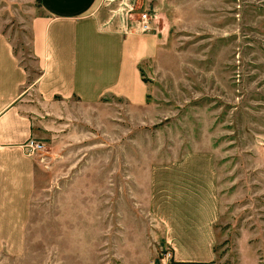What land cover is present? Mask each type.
I'll return each mask as SVG.
<instances>
[{
    "label": "crops",
    "instance_id": "1",
    "mask_svg": "<svg viewBox=\"0 0 264 264\" xmlns=\"http://www.w3.org/2000/svg\"><path fill=\"white\" fill-rule=\"evenodd\" d=\"M102 3L40 0L29 22L40 69L33 84L0 28V264H216L221 202L208 153L142 166L47 165L28 154V141L42 132L23 105L31 86L47 113L60 115L58 100L76 98L97 130L108 122L122 131L123 112L108 96L146 103L139 63L154 35L111 23ZM48 178L57 188L46 195ZM253 238L242 232L237 264H264Z\"/></svg>",
    "mask_w": 264,
    "mask_h": 264
},
{
    "label": "rangeland",
    "instance_id": "2",
    "mask_svg": "<svg viewBox=\"0 0 264 264\" xmlns=\"http://www.w3.org/2000/svg\"><path fill=\"white\" fill-rule=\"evenodd\" d=\"M102 1L103 17L111 23L143 33L140 37L154 35L151 50L142 46L150 54L139 63L148 84L146 103L132 107L108 96L115 103L112 110L123 112L122 131L108 122L97 130L76 98L58 100L60 115L47 113L31 86L23 105L42 131L34 140L45 143L35 156L47 165L122 161L142 166L208 153L221 202L216 264L239 262L243 231L262 246L264 259V0ZM40 13V0H0V28L32 84L40 69L29 22ZM143 14L150 19L149 30L141 28ZM49 180L42 184L46 195L57 188Z\"/></svg>",
    "mask_w": 264,
    "mask_h": 264
},
{
    "label": "built area",
    "instance_id": "3",
    "mask_svg": "<svg viewBox=\"0 0 264 264\" xmlns=\"http://www.w3.org/2000/svg\"><path fill=\"white\" fill-rule=\"evenodd\" d=\"M150 19L148 17L147 14H143L142 15V29L143 30H149L151 28L150 26ZM27 149H28V152L30 154H39L40 151H42L45 147V143L44 142H41V141H38V140H34V139H31L29 142H28V145H27Z\"/></svg>",
    "mask_w": 264,
    "mask_h": 264
},
{
    "label": "trees",
    "instance_id": "4",
    "mask_svg": "<svg viewBox=\"0 0 264 264\" xmlns=\"http://www.w3.org/2000/svg\"><path fill=\"white\" fill-rule=\"evenodd\" d=\"M217 251V250H216Z\"/></svg>",
    "mask_w": 264,
    "mask_h": 264
}]
</instances>
